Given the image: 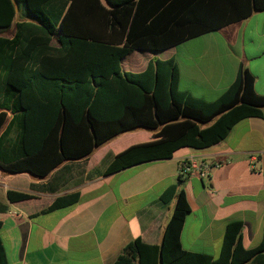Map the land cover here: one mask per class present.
Listing matches in <instances>:
<instances>
[{"label": "trees", "instance_id": "16d2710c", "mask_svg": "<svg viewBox=\"0 0 264 264\" xmlns=\"http://www.w3.org/2000/svg\"><path fill=\"white\" fill-rule=\"evenodd\" d=\"M263 10L264 0H0V34L14 28L11 38L0 36V169L44 177L63 160L90 155L137 128H160L158 136L170 139L118 156L105 175L219 143L240 120L262 117L264 96L248 70L240 67L230 87L206 102L179 91L173 58L149 60L141 73L125 72L121 63L133 52L161 53ZM7 199L30 196L9 191ZM78 199L58 197L40 213ZM173 199L162 243L137 238L114 264H262L264 236L244 249L240 222L226 226L216 259L182 249L190 207L178 185L160 196L165 205ZM0 264H7L1 240Z\"/></svg>", "mask_w": 264, "mask_h": 264}, {"label": "crops", "instance_id": "0c3cea01", "mask_svg": "<svg viewBox=\"0 0 264 264\" xmlns=\"http://www.w3.org/2000/svg\"><path fill=\"white\" fill-rule=\"evenodd\" d=\"M20 15L19 9L16 21ZM154 58H173L179 91L194 98L218 99L240 67L253 76L254 91L264 96V10L161 53L133 52L122 61V70L141 73ZM159 130L121 133L90 155L63 160L44 177L0 169V240L7 264H114L137 238L160 245L175 205V199L163 204L160 196L172 185L183 189L190 207L180 233L182 249L216 259L226 226L233 222L242 225L243 248L257 247L264 236V108L262 117L240 120L213 146L180 148L171 158L104 174L118 156L170 139L159 137ZM188 158L220 166L205 179L180 178L178 167ZM9 191L30 199L10 203ZM73 193L79 195L74 205L40 213L56 198ZM259 261L264 264V253Z\"/></svg>", "mask_w": 264, "mask_h": 264}, {"label": "built area", "instance_id": "2783aa9c", "mask_svg": "<svg viewBox=\"0 0 264 264\" xmlns=\"http://www.w3.org/2000/svg\"><path fill=\"white\" fill-rule=\"evenodd\" d=\"M220 166L218 163L198 161L192 158L183 160L178 167L180 177H196L199 179L208 178L213 168Z\"/></svg>", "mask_w": 264, "mask_h": 264}, {"label": "rangeland", "instance_id": "374dc122", "mask_svg": "<svg viewBox=\"0 0 264 264\" xmlns=\"http://www.w3.org/2000/svg\"><path fill=\"white\" fill-rule=\"evenodd\" d=\"M13 32H14V28L11 29V30H9V31L6 32V33L0 34V36H10Z\"/></svg>", "mask_w": 264, "mask_h": 264}]
</instances>
